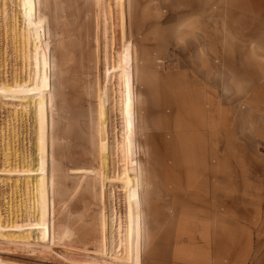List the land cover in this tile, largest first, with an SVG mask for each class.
<instances>
[{"label": "rangeland", "instance_id": "374dc122", "mask_svg": "<svg viewBox=\"0 0 264 264\" xmlns=\"http://www.w3.org/2000/svg\"><path fill=\"white\" fill-rule=\"evenodd\" d=\"M102 1L109 22L96 0H38L50 37L43 172L34 104L0 91V264H134L111 222H128V187L114 179L126 173V128L111 72L127 43L145 102L135 99L132 152L140 264H171L181 242L191 264H223L242 243L222 214L237 212L251 216V264H264V0H124L123 26L115 1ZM20 13L17 0H0V87L32 77L10 35L15 16L16 32L26 30ZM22 105L26 116L15 113ZM42 177L53 205L45 236L18 206Z\"/></svg>", "mask_w": 264, "mask_h": 264}, {"label": "bare ground", "instance_id": "6f19581e", "mask_svg": "<svg viewBox=\"0 0 264 264\" xmlns=\"http://www.w3.org/2000/svg\"><path fill=\"white\" fill-rule=\"evenodd\" d=\"M20 6V15L26 23V30L19 32L18 18H13V29L10 33L11 40L15 41L16 54L19 58H23V61L32 69V77L24 84H21L18 80L14 81L12 87L2 85L0 91L4 93L18 94L22 97L20 100L24 103H33L36 109L38 117V149L41 154L40 158V170L44 171L45 165V112L49 103V83H48V53L50 47L49 29L45 22L44 16L39 14L37 8L38 0H17ZM115 6L120 9L122 15V26L124 25L123 5L124 0H114ZM97 5L101 13L106 17V22L111 19L113 7L109 2H103L102 0H96ZM39 6V5H38ZM5 7V5H4ZM41 13V12H40ZM109 22V21H108ZM130 43L125 44L124 50L118 56V64L112 67L111 72H117L116 77L118 86V98L119 110L125 121V136L122 137V141L118 143L117 148L124 154L126 173L123 176L114 178L115 180L125 183L128 187L127 201H128V222L126 228L123 227L122 222L118 220L117 215L111 219L112 224L115 225V234L118 237L115 247L118 251H122L131 256V260L134 259V264H140L141 259V244L142 243V231H141V197L138 187L134 182L133 169L135 168L133 160V148L135 146L134 135L136 131V123L138 122V115L135 112V99L137 107L144 106L145 102L140 101L139 95L134 94L133 73L128 68V63L131 57ZM143 80L148 81V76L145 71V67L141 69ZM117 92V91H116ZM117 97V96H116ZM141 102V103H140ZM28 106L22 105L15 109V113L26 116L28 114ZM138 111V109H137ZM136 113V115H135ZM100 115L104 118L106 115L105 108L102 106ZM138 124V123H137ZM140 128V124L137 128ZM106 144L103 145L105 151ZM26 171V170H22ZM125 174V176H124ZM31 189H27L25 193V199L23 205L20 207H28L29 211H32L31 216L35 218L34 224H28L38 227L42 236H45L46 232H51L53 228L52 221V202L50 198V190L47 186L45 179L42 177L40 180L32 184ZM21 200L19 201V203ZM29 203V205H28ZM30 215V214H29ZM2 217L0 215V228ZM102 233H106V219L102 220ZM106 239V238H105Z\"/></svg>", "mask_w": 264, "mask_h": 264}, {"label": "crops", "instance_id": "0c3cea01", "mask_svg": "<svg viewBox=\"0 0 264 264\" xmlns=\"http://www.w3.org/2000/svg\"><path fill=\"white\" fill-rule=\"evenodd\" d=\"M223 218L235 220L238 224L234 227L237 233L232 234L231 240L240 241L242 244L234 246L233 256L223 260V264H251V258L255 254V238L250 231L247 220L251 216L248 213H224ZM190 246L187 242H181L174 247L172 254L173 261L171 264H191L189 258ZM195 248V247H194Z\"/></svg>", "mask_w": 264, "mask_h": 264}]
</instances>
